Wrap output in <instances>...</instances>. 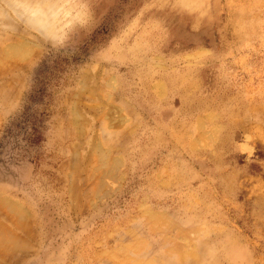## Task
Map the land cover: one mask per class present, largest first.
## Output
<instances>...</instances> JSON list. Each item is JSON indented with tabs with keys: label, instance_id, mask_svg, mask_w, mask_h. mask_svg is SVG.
<instances>
[{
	"label": "rangeland",
	"instance_id": "obj_1",
	"mask_svg": "<svg viewBox=\"0 0 264 264\" xmlns=\"http://www.w3.org/2000/svg\"><path fill=\"white\" fill-rule=\"evenodd\" d=\"M152 262L264 264V0H0V264Z\"/></svg>",
	"mask_w": 264,
	"mask_h": 264
},
{
	"label": "bare ground",
	"instance_id": "obj_2",
	"mask_svg": "<svg viewBox=\"0 0 264 264\" xmlns=\"http://www.w3.org/2000/svg\"><path fill=\"white\" fill-rule=\"evenodd\" d=\"M12 50H13V49H12ZM13 51H15V49H14ZM200 131H201V130H200ZM204 137H205V136H204ZM199 139H200V138H199ZM90 146H91V145H90ZM76 148H77V147H76ZM80 153H81V152H80ZM84 154H85V153H84ZM84 154H83V156H84ZM103 157H104V156H103ZM80 158H81V157H80ZM74 160H75V159H74ZM82 161H83V160H82ZM82 161H81V162H82ZM77 163H78V162H77ZM106 165H107V163H106ZM72 166H73V165H72ZM75 166H76V165H75ZM79 166H80V164H79ZM80 170H81V169H80ZM110 170H112V169H110ZM82 171H83V170H82ZM112 171H113V170H112ZM112 171H111V172H112ZM105 173H106V172H105ZM108 174H110V173L108 172ZM84 176H85V175H84ZM104 176H106V175H104ZM71 178H72V177H71ZM105 178H106V177H105ZM112 178H113V177H112ZM104 189H105V186H104ZM75 198H76V197H75ZM5 202H6V201H5ZM7 202H8V201H7ZM8 205H10V204L8 203ZM10 206L12 207L11 209H13V206H12V205H10ZM10 206H9V207H10ZM16 209H17V208H16ZM14 210H15V209H14ZM15 211H16V210H15ZM19 213H23L21 209H19ZM16 214H17V213H16ZM18 215H19V214H18ZM19 218H20V217H19ZM19 218H18V219H19ZM20 219H21V218H20ZM159 220H160V219H159ZM162 224H163V223H162ZM1 231H2V230H1ZM4 231H5V230H4ZM5 232H6V231H5ZM4 234H5V233H4ZM6 234H7V233H6ZM11 239L13 240V238H11ZM12 243H13V242H12ZM183 246H184V245H183ZM130 247H131V245H130ZM130 247H129V248H130ZM184 249H185V248H184ZM124 252H126V251H124ZM118 254H119V253H118ZM124 255H126V254H124ZM153 262H155V261H153ZM153 262H152V263H153ZM129 263H130V262H129ZM153 264H154V263H153Z\"/></svg>",
	"mask_w": 264,
	"mask_h": 264
}]
</instances>
